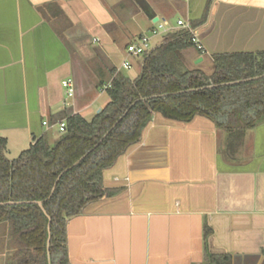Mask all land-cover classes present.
<instances>
[{"label": "crops", "instance_id": "crops-1", "mask_svg": "<svg viewBox=\"0 0 264 264\" xmlns=\"http://www.w3.org/2000/svg\"><path fill=\"white\" fill-rule=\"evenodd\" d=\"M175 15L196 25L206 51L180 52L189 69L202 70L215 54L264 51V0H0L7 158L43 135L53 143L59 131L51 119L61 110L87 118L100 111L111 69L121 72L113 63L118 38L130 37L120 48L139 66L134 80L146 55L130 56L127 46ZM181 29L167 26L163 37ZM67 78L73 98L61 84ZM103 184L119 193L68 222L71 264H202L205 223L209 252L230 255L232 264H264V122L230 139L206 117L178 122L156 113L141 141L104 171ZM7 237L0 223V264Z\"/></svg>", "mask_w": 264, "mask_h": 264}, {"label": "trees", "instance_id": "trees-1", "mask_svg": "<svg viewBox=\"0 0 264 264\" xmlns=\"http://www.w3.org/2000/svg\"><path fill=\"white\" fill-rule=\"evenodd\" d=\"M189 48L196 49L192 33L181 29L147 53L138 78L112 68L108 102L91 118L71 108L58 112L51 124L65 121L66 129L53 143L46 135L35 138L10 160L7 141L0 138V223L8 224L5 264H71L68 222L88 205L119 193L104 187L103 173L141 141L154 114L178 122L203 116L230 139H242L247 129L264 122V51L212 55L208 75L185 66L180 52ZM211 234L205 223L202 264H232L230 255L209 252Z\"/></svg>", "mask_w": 264, "mask_h": 264}, {"label": "built area", "instance_id": "built-area-1", "mask_svg": "<svg viewBox=\"0 0 264 264\" xmlns=\"http://www.w3.org/2000/svg\"><path fill=\"white\" fill-rule=\"evenodd\" d=\"M178 26L182 27L183 29H186L192 33V41L195 44V47L198 51H200L202 54L206 53L203 45L201 44L198 35L196 33V30L192 28V26L189 23H185L183 20H179ZM155 28H153L149 33L142 35L136 42H133L127 46V53L130 56L134 57H140L145 56L150 51L151 46V39L155 36H158L160 34V30H164L166 28L165 21H158L155 24ZM122 68L124 69H131L132 63L129 59L124 60L122 63ZM62 87L65 91V94L68 98H73L75 96V84L72 78H67L62 81ZM110 87V84H107L102 87L101 91L105 92L107 88ZM47 125V123H44ZM59 132H64L66 129V123L65 121H60L56 124Z\"/></svg>", "mask_w": 264, "mask_h": 264}, {"label": "rangeland", "instance_id": "rangeland-1", "mask_svg": "<svg viewBox=\"0 0 264 264\" xmlns=\"http://www.w3.org/2000/svg\"><path fill=\"white\" fill-rule=\"evenodd\" d=\"M179 16L178 15H175L174 17L170 18V19H167V21L165 22L166 24V28L167 26H170V25H174L175 27H177V20H178ZM119 22V21H118ZM164 35V30H160V34L155 37V38H152L151 40V46L153 45V43H155L157 40L159 39H162ZM165 37V36H164ZM163 37V39H164ZM130 39V37L128 35H122L120 38H118L117 42H118V46H117V54L115 55V57H113V63L121 70V72L128 76L129 78H133V76H135V74L137 73L138 71V65H134V67L132 66L131 69H124L122 68V63L124 61V57L125 55L123 54L122 52V48L120 47H123L125 46L127 40ZM137 40V39H136ZM135 40V41H136ZM199 67L202 69L203 72H205L206 74H211L212 73V70H213V63L211 62V60L209 58L205 59V63L203 64H200Z\"/></svg>", "mask_w": 264, "mask_h": 264}, {"label": "water", "instance_id": "water-1", "mask_svg": "<svg viewBox=\"0 0 264 264\" xmlns=\"http://www.w3.org/2000/svg\"><path fill=\"white\" fill-rule=\"evenodd\" d=\"M155 20H157V19H155ZM258 78H260V77H256L255 79H258ZM238 82H242V81H238ZM238 82H230V83H227V84H235V83H238ZM141 100H145V99H141ZM98 112H100V111H98ZM37 203L44 210L43 202L42 201H38ZM9 204H16V202H10ZM44 212H45V210H44ZM49 230H50V223H49ZM49 244H50V237L48 239V251H49ZM48 258H49V261H50V254H49V252H48Z\"/></svg>", "mask_w": 264, "mask_h": 264}]
</instances>
